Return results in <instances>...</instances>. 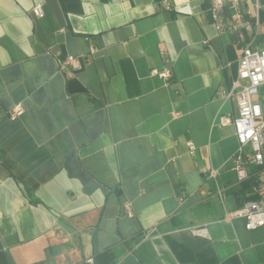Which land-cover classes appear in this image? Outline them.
Segmentation results:
<instances>
[{
	"label": "crops",
	"instance_id": "0c3cea01",
	"mask_svg": "<svg viewBox=\"0 0 264 264\" xmlns=\"http://www.w3.org/2000/svg\"><path fill=\"white\" fill-rule=\"evenodd\" d=\"M243 7L260 45L264 0ZM208 11L0 0V264H264V227L224 220L244 195L220 119L236 113L224 93L251 35L216 31Z\"/></svg>",
	"mask_w": 264,
	"mask_h": 264
},
{
	"label": "built area",
	"instance_id": "2783aa9c",
	"mask_svg": "<svg viewBox=\"0 0 264 264\" xmlns=\"http://www.w3.org/2000/svg\"><path fill=\"white\" fill-rule=\"evenodd\" d=\"M209 3V16L218 32L244 30L250 33V38L240 51L238 59V71L235 80L231 83L224 97L232 101L236 108L233 118H222L220 124L231 126L237 142V150L234 155V171L237 183L243 185L250 183L246 197H250L237 209L228 212L224 220L232 221L242 219L247 231L264 227V38L257 44L258 32L254 31L251 23L245 20L248 13L244 10L243 0H207ZM166 10H170L168 3L164 4ZM30 14L36 18H42L41 4L35 5ZM59 69L75 68L76 61L68 57L58 62ZM169 69L158 71L150 70V76L159 77L164 81L171 79ZM23 112L22 107L15 106L8 116L15 120ZM190 154H193L194 146L187 143ZM202 173L207 180H215L217 172L204 168ZM217 189V194L221 195ZM126 211L129 207L126 206ZM193 234L205 236L204 229H194ZM84 264H94L89 257Z\"/></svg>",
	"mask_w": 264,
	"mask_h": 264
},
{
	"label": "trees",
	"instance_id": "16d2710c",
	"mask_svg": "<svg viewBox=\"0 0 264 264\" xmlns=\"http://www.w3.org/2000/svg\"><path fill=\"white\" fill-rule=\"evenodd\" d=\"M249 187H250V183L247 182V183L241 185V187L239 188V192H240V194L244 195V200H243V202L241 203V205H242L245 201H247V200H249V199H252V198H250V197H246V195H245V194L248 192ZM241 205H240V206H241Z\"/></svg>",
	"mask_w": 264,
	"mask_h": 264
}]
</instances>
